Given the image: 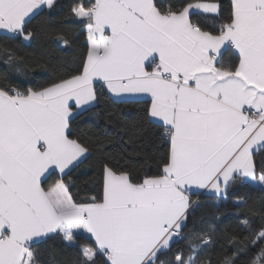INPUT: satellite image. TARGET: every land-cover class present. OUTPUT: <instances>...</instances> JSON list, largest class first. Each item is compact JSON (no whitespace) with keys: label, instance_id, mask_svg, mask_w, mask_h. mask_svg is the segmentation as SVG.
I'll list each match as a JSON object with an SVG mask.
<instances>
[{"label":"crops","instance_id":"1","mask_svg":"<svg viewBox=\"0 0 264 264\" xmlns=\"http://www.w3.org/2000/svg\"><path fill=\"white\" fill-rule=\"evenodd\" d=\"M55 2L0 0V34H23ZM88 4L74 10L89 45L80 75L40 92L0 90V264H33L31 245L56 234L70 245L91 238L89 260L109 253L111 264H148L178 239L171 230H181L193 195L224 197L235 178L264 187L253 157L264 149V116L252 117L264 111V0H232L233 20L216 35L191 22L193 14L217 15L215 2L177 14L154 0ZM228 51L238 58L233 70ZM97 86L118 101L149 100L151 119L168 131L171 160L139 185L107 170L102 202L81 206L63 179L49 189L42 183L88 156L69 124L95 106Z\"/></svg>","mask_w":264,"mask_h":264},{"label":"trees","instance_id":"2","mask_svg":"<svg viewBox=\"0 0 264 264\" xmlns=\"http://www.w3.org/2000/svg\"><path fill=\"white\" fill-rule=\"evenodd\" d=\"M199 2L220 4L215 16H191L200 29L216 35L232 22V0H154V5L162 13L177 14ZM80 6L89 7L88 0H56L25 23L23 34H0L1 91L40 92L84 71L89 45L86 24L74 12ZM223 58L231 70L238 64L231 51ZM150 108L149 100L118 101L97 86L95 106L69 124V138L88 156L64 178L51 173L44 189L63 179L73 201L86 206L102 202L107 170L135 185L161 176L171 160V145L164 126L151 119ZM253 157L264 178V149ZM180 231L183 237L148 264H263L264 187L235 178L224 197L193 195ZM86 247L95 248L86 236L77 237L74 245L61 234L49 236L31 245L33 264H111L105 255L87 259Z\"/></svg>","mask_w":264,"mask_h":264},{"label":"built area","instance_id":"3","mask_svg":"<svg viewBox=\"0 0 264 264\" xmlns=\"http://www.w3.org/2000/svg\"><path fill=\"white\" fill-rule=\"evenodd\" d=\"M163 79H165V80H169V79H170V75H168V74L164 75V76H163ZM193 86H195V84H193ZM16 94H17V93H16L14 90H11L10 93H9L10 96H15ZM263 116H264V111L253 112V114H252V117H253L254 119H257V120H260ZM165 134H166V136H167V139H169V137H168V131H167V130L165 131ZM171 231H172V233H173L174 235H176L178 238H182V237H183V234H182V232H181L180 230L172 229ZM104 255H105V257H106L108 260L111 259V254L106 253V254H104Z\"/></svg>","mask_w":264,"mask_h":264},{"label":"rangeland","instance_id":"4","mask_svg":"<svg viewBox=\"0 0 264 264\" xmlns=\"http://www.w3.org/2000/svg\"><path fill=\"white\" fill-rule=\"evenodd\" d=\"M25 40L29 42L30 41V38H26Z\"/></svg>","mask_w":264,"mask_h":264}]
</instances>
